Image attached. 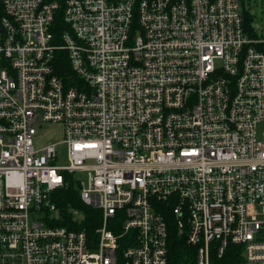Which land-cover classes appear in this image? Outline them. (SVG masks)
I'll list each match as a JSON object with an SVG mask.
<instances>
[{"label": "built area", "instance_id": "obj_1", "mask_svg": "<svg viewBox=\"0 0 264 264\" xmlns=\"http://www.w3.org/2000/svg\"><path fill=\"white\" fill-rule=\"evenodd\" d=\"M243 3L0 0V264H169V214L196 264H264V37ZM45 122L67 165L35 147ZM71 180L94 234L58 225Z\"/></svg>", "mask_w": 264, "mask_h": 264}, {"label": "trees", "instance_id": "obj_2", "mask_svg": "<svg viewBox=\"0 0 264 264\" xmlns=\"http://www.w3.org/2000/svg\"><path fill=\"white\" fill-rule=\"evenodd\" d=\"M245 10L246 8H244L246 30L249 31V33H251L252 35H256L255 30L251 28L253 16H250ZM58 197L59 198L57 202L59 203V208L61 209L62 214L66 217V219L60 221V224L58 225L66 226L69 229L79 228L88 232L89 234H94L95 230L100 224V222H98V220L93 217L96 211L89 209L82 204L78 194V189L74 181L71 180V183L64 189H62ZM73 210H80L84 213V220L75 222L76 225L71 223L73 220ZM169 218L171 220V223L168 230V249L170 252L168 263L196 264V248L190 247L186 242V237L182 234H179L176 224L170 214ZM116 234H120L119 230L116 231ZM236 248L239 247L230 246L229 251H227L226 255L222 259H217L216 257L212 256V264H237L241 260V257L236 255Z\"/></svg>", "mask_w": 264, "mask_h": 264}, {"label": "rangeland", "instance_id": "obj_3", "mask_svg": "<svg viewBox=\"0 0 264 264\" xmlns=\"http://www.w3.org/2000/svg\"><path fill=\"white\" fill-rule=\"evenodd\" d=\"M243 8L250 16H253L251 28L255 30L256 35L264 37V0H243ZM258 137L261 139L264 133V122L257 127ZM34 143L37 149H42L46 145H55L57 151L56 164L67 165L68 164V151L67 146L64 143L65 137L62 124L45 122L41 123L36 135L34 136ZM75 180L87 181L86 176L83 174H75ZM77 189H79L76 184ZM77 210H74V213ZM79 211V214L73 219L75 222L84 220L83 211ZM59 214L55 213L53 218L59 220Z\"/></svg>", "mask_w": 264, "mask_h": 264}]
</instances>
